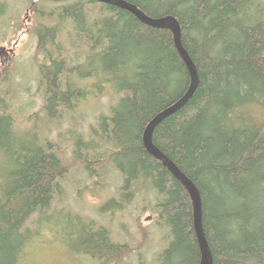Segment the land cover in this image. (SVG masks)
Instances as JSON below:
<instances>
[{
  "label": "trees",
  "instance_id": "obj_1",
  "mask_svg": "<svg viewBox=\"0 0 264 264\" xmlns=\"http://www.w3.org/2000/svg\"><path fill=\"white\" fill-rule=\"evenodd\" d=\"M123 1L151 18L174 17L182 46L195 65L196 90L154 129L152 143L197 188L213 264H264V0ZM6 8L7 0H0V17ZM29 8L37 19L33 33L42 59L38 86L47 119L90 94L80 81L93 80L99 95L105 84L118 94L111 115L91 127V140L78 137L72 151L74 162L89 175H100L109 161L123 178L118 199L108 200L101 211L122 209L134 198L132 186L145 183L154 193L156 224L166 230L158 264H200L190 198L142 143L148 122L189 87L171 32L90 0L50 10L30 0ZM66 28L74 46L71 55L62 40ZM4 76L0 264H21L33 237L26 221L62 194L70 166L54 144H42L36 133L16 127L17 113L8 100L11 78ZM69 220L66 238L72 252L101 264L120 262L130 253L127 246L111 241L107 229L77 216Z\"/></svg>",
  "mask_w": 264,
  "mask_h": 264
},
{
  "label": "rangeland",
  "instance_id": "obj_2",
  "mask_svg": "<svg viewBox=\"0 0 264 264\" xmlns=\"http://www.w3.org/2000/svg\"><path fill=\"white\" fill-rule=\"evenodd\" d=\"M29 1L7 0L6 11L0 17V50L5 51H0V77L8 75L11 78L8 100L17 113L16 127L21 132L36 133L42 144H54L57 154L70 169L62 182V194L55 197L46 210L33 214L26 221L25 226L33 237L24 248L21 264H101L71 251L66 235L68 223H71L69 218L74 216L94 223V227L107 229L113 243L128 247L130 253L127 257L114 264H158V255L167 240L164 239L166 230L157 226L151 209L154 193L145 183H135L132 186L134 198L126 206L102 212L101 208L108 200L118 199L123 185L121 174L106 161L99 169L100 175L95 177L73 160L72 151L77 138L84 142L91 140V127L99 118L111 115L110 108L118 94L112 85L105 84L103 95H99L92 86L93 80L80 81L90 94L73 108L61 110L56 118L47 119L42 110V88L38 86V68L42 59L37 56L33 33L37 19L29 8ZM72 1L38 0V3L50 10ZM67 29L63 30L65 37L63 34L61 37L67 46L66 54L71 55L74 46L71 31ZM74 80L72 78V83ZM6 86H1L3 93L8 91Z\"/></svg>",
  "mask_w": 264,
  "mask_h": 264
},
{
  "label": "water",
  "instance_id": "obj_3",
  "mask_svg": "<svg viewBox=\"0 0 264 264\" xmlns=\"http://www.w3.org/2000/svg\"><path fill=\"white\" fill-rule=\"evenodd\" d=\"M50 2H62L65 0H47ZM104 5L119 8L132 14L142 24L154 28L164 29L171 32L173 37L174 47L184 63L189 74L190 83L184 95L178 99L171 106L158 112L146 125L143 135L142 143L146 152L158 161L169 173L175 178L182 187L186 190L192 205L193 214V229L196 235L197 243L200 250L201 260L200 264H213V258L207 244L203 227H202V203L200 194L195 185L176 167V165L167 158L161 151H159L152 143V134L154 129L166 118L175 114L180 110L187 101L191 98L198 85V75L195 65L189 58L187 52L184 50L181 43V30L177 20L172 16H164L160 18H151L145 15L137 7L123 1V0H90ZM1 52L4 51L2 48Z\"/></svg>",
  "mask_w": 264,
  "mask_h": 264
},
{
  "label": "flooded vegetation",
  "instance_id": "obj_4",
  "mask_svg": "<svg viewBox=\"0 0 264 264\" xmlns=\"http://www.w3.org/2000/svg\"><path fill=\"white\" fill-rule=\"evenodd\" d=\"M3 53H5V51H2ZM6 52H7V50H6ZM0 66H2V64H0ZM0 73H2V72H0Z\"/></svg>",
  "mask_w": 264,
  "mask_h": 264
},
{
  "label": "bare ground",
  "instance_id": "obj_5",
  "mask_svg": "<svg viewBox=\"0 0 264 264\" xmlns=\"http://www.w3.org/2000/svg\"><path fill=\"white\" fill-rule=\"evenodd\" d=\"M39 74V73H38ZM14 115V114H13ZM88 174V173H87Z\"/></svg>",
  "mask_w": 264,
  "mask_h": 264
}]
</instances>
